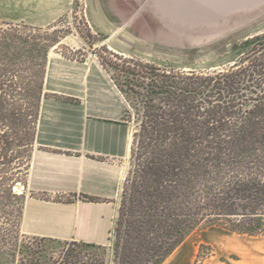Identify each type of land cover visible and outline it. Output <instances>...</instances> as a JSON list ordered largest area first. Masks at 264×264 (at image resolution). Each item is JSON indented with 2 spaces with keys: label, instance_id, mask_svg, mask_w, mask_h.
<instances>
[{
  "label": "trees",
  "instance_id": "obj_1",
  "mask_svg": "<svg viewBox=\"0 0 264 264\" xmlns=\"http://www.w3.org/2000/svg\"><path fill=\"white\" fill-rule=\"evenodd\" d=\"M41 32L0 24V251L20 240L27 195L15 189H27L40 109L50 97L44 84L58 40ZM234 49L232 64L201 71L114 54L122 61L115 83L126 102L123 121L137 127L110 242L25 237L17 264H106L109 245L111 264H163L201 227L263 234L264 31Z\"/></svg>",
  "mask_w": 264,
  "mask_h": 264
},
{
  "label": "rangeland",
  "instance_id": "obj_2",
  "mask_svg": "<svg viewBox=\"0 0 264 264\" xmlns=\"http://www.w3.org/2000/svg\"><path fill=\"white\" fill-rule=\"evenodd\" d=\"M8 16L24 18L26 22L18 23L42 27L41 33L48 30L50 38L58 40L49 55L63 61L67 71L62 73L67 74L69 85L76 84L74 74H84L82 84L89 87V94L82 129L92 139L98 135L117 139L116 143L109 142L112 145H119L118 139H123L129 153L116 162L126 170V179L137 124H123L126 102L115 83L122 61L114 54L181 70L224 67L240 54L234 49L235 43L264 31V0H0L1 25ZM49 94L52 100L66 101L63 98L69 97ZM69 102L79 104L82 99L72 97ZM75 111L51 115V129L55 133L78 132ZM39 148L74 154L54 146ZM87 156L105 158L91 153ZM15 190L28 194L21 184ZM72 198L74 195L66 199ZM25 237L39 236L20 232V240L12 249L0 251V264H17ZM49 250L58 252L57 248ZM112 259L113 247L109 245L106 264ZM163 264H264V233L247 235L216 225L201 227L191 232Z\"/></svg>",
  "mask_w": 264,
  "mask_h": 264
},
{
  "label": "crops",
  "instance_id": "obj_3",
  "mask_svg": "<svg viewBox=\"0 0 264 264\" xmlns=\"http://www.w3.org/2000/svg\"><path fill=\"white\" fill-rule=\"evenodd\" d=\"M6 20L5 22L14 23L27 21L13 16L6 17ZM59 58L58 56L52 58L49 55L45 92L78 97L82 99V103L74 104L69 101L52 100L49 97L42 101L36 147L27 177L28 194L23 207L20 230L30 236L108 244L126 176V170L116 162V158L126 157L129 149L123 145L121 137L118 139L119 145L113 144L115 147H112L109 142L116 143L117 139L105 135H98L94 137L96 139H92L89 133L83 131V110L87 105L86 95L89 94V87L82 84L83 73L74 74L72 79L76 84L69 85L66 81L68 79H65L68 78L67 74H63L64 70L67 71L66 67L61 64L63 61ZM69 109L76 110L79 131L73 134L64 131L55 133L50 127L53 120L51 115L59 116L56 114L57 111ZM48 117L50 118L47 121ZM115 124L121 126L118 121H115ZM91 141L99 144L92 146L89 144ZM41 145L68 149L74 151V154L41 150L39 148ZM88 153L105 158L93 159L87 156ZM81 194L100 197L106 201H84L79 198ZM70 195L77 198L67 201L66 198Z\"/></svg>",
  "mask_w": 264,
  "mask_h": 264
}]
</instances>
